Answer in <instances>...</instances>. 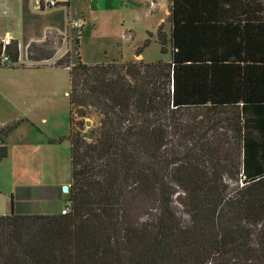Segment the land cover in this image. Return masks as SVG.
<instances>
[{"label": "trees", "instance_id": "16d2710c", "mask_svg": "<svg viewBox=\"0 0 264 264\" xmlns=\"http://www.w3.org/2000/svg\"><path fill=\"white\" fill-rule=\"evenodd\" d=\"M168 21L169 62L54 64L69 68L71 210L0 215V264H264V0H170ZM6 51L16 66L19 43Z\"/></svg>", "mask_w": 264, "mask_h": 264}, {"label": "crops", "instance_id": "0c3cea01", "mask_svg": "<svg viewBox=\"0 0 264 264\" xmlns=\"http://www.w3.org/2000/svg\"><path fill=\"white\" fill-rule=\"evenodd\" d=\"M56 1L57 6L48 5L44 0H0V40L9 37L12 43L17 41L20 51L16 66L0 67V129L18 123L4 140L8 155L0 162V171L7 179L4 182L0 180V215L12 212L22 215L59 214L69 199V191H63V187L71 186L72 181L71 144L67 139L71 128L68 86L63 93L67 96L68 106L61 125L52 122V127L46 130L44 126L50 120L45 115L40 116L41 120L37 119V113L46 107L53 83L58 94L63 92L60 87L61 84L64 86L63 72L67 71L69 78V68L54 64L72 46L66 50L58 49L49 60L32 61L29 59L30 45L43 43L48 36L52 40V35L64 39L69 30L77 33L80 28L71 29L70 23L80 20L79 50L83 62H146L145 49L140 55L136 53L148 39L146 33L142 38H136L137 33L132 27L122 25L116 29L115 35H100L103 24L92 25L85 11L76 15V0ZM99 1L95 0L106 13L116 8H139L145 4L149 19L145 32H156L159 28L160 22L155 18L158 10L155 0L116 1L115 6L112 2ZM163 6L171 29L168 21L170 0H166ZM149 37L153 43L154 33Z\"/></svg>", "mask_w": 264, "mask_h": 264}, {"label": "rangeland", "instance_id": "374dc122", "mask_svg": "<svg viewBox=\"0 0 264 264\" xmlns=\"http://www.w3.org/2000/svg\"><path fill=\"white\" fill-rule=\"evenodd\" d=\"M107 1L108 4L111 2L115 6L116 1H123V0H103V2ZM128 2L129 0H125ZM102 0L99 1L101 3ZM166 2V0H155V3H158L157 7V14L155 18L160 22L159 26L163 25V30L169 35L170 28L169 24L167 23L166 15H165V9L163 4ZM152 3V1L150 2ZM154 3V2H153ZM75 12L76 15H80L82 11H85L87 19L92 20V25H99L100 23L103 24V29L100 35L104 33L103 35H115L116 29L122 27V25L127 27H132L136 33V38H142V36L145 34V37L150 38V35L155 36L154 42L149 45V47L145 48L144 52V59L146 62H155V61H164L169 62L171 60V47L170 45L167 46V51L162 52L161 45L157 41V35L156 32H153V30H149L150 32H145L146 27L148 25L149 19L146 17V6L145 4L142 7L139 8H124V9H112L109 12H105L103 7H99V5L95 2V0H76L75 2ZM95 18V19H94ZM82 35V27L79 29L77 33H73L72 30H69V32L64 35V39L62 37L54 36L52 35V44L47 47L49 50L53 46H57V51L60 49L66 50V48H70L72 46V49L67 50V52L70 51L71 53V59L72 62H78V57H80V50H79V40L80 36ZM62 38V42L59 43V39ZM142 41V40H141ZM140 41V42H141ZM131 52V50H130ZM130 52H128L130 54ZM63 79H64V86L61 84V89L63 92L58 94V89L54 86V83L50 87V93H48V102L46 107L43 111H39L37 113V119L41 120L40 116H44L48 120H50L49 123H47L44 128L47 130L48 128L52 127V122H57L59 125L62 124L64 121V115L66 116V107L68 106V99L67 96H65L64 90L65 87L68 86L69 88V78H68V72H63ZM51 83V82H50ZM77 116V115H76ZM78 118V117H76ZM100 123V115L96 112L91 110L88 117L85 119V130L83 131V135H85L88 139H90L91 134L90 131L94 128H96ZM0 180L3 182L7 179L3 171H0ZM72 175V173H71ZM19 179L18 177H16ZM240 183V182H239ZM232 187L237 185V183H232ZM242 185V183H241ZM177 206V212L179 215L184 216V209L176 204Z\"/></svg>", "mask_w": 264, "mask_h": 264}, {"label": "built area", "instance_id": "2783aa9c", "mask_svg": "<svg viewBox=\"0 0 264 264\" xmlns=\"http://www.w3.org/2000/svg\"><path fill=\"white\" fill-rule=\"evenodd\" d=\"M43 1V0H42ZM45 3H47L48 5L51 6H57L58 2L56 0H44ZM151 5H154V3H151ZM70 28L71 29H77V28H81L82 27V22L80 20H73L70 23ZM1 42L3 43V53L0 56V67H7V66H12L14 65L11 61V58L9 56V54L6 51L7 46L12 44V39L9 37H5L1 40ZM71 208H70V204L67 203L63 209L61 210L62 214H68L70 212Z\"/></svg>", "mask_w": 264, "mask_h": 264}, {"label": "water", "instance_id": "95a60500", "mask_svg": "<svg viewBox=\"0 0 264 264\" xmlns=\"http://www.w3.org/2000/svg\"><path fill=\"white\" fill-rule=\"evenodd\" d=\"M69 189H70V186H68V185H65V186L63 187V191H64V192H68Z\"/></svg>", "mask_w": 264, "mask_h": 264}]
</instances>
